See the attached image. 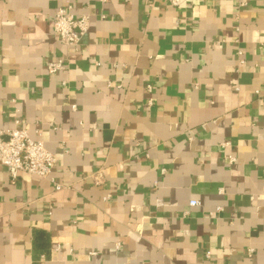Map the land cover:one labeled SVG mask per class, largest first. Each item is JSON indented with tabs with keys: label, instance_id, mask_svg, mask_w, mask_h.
I'll return each instance as SVG.
<instances>
[{
	"label": "crops",
	"instance_id": "0c3cea01",
	"mask_svg": "<svg viewBox=\"0 0 264 264\" xmlns=\"http://www.w3.org/2000/svg\"><path fill=\"white\" fill-rule=\"evenodd\" d=\"M257 89L264 0H0V129L56 157L53 180L0 163V264H264Z\"/></svg>",
	"mask_w": 264,
	"mask_h": 264
},
{
	"label": "built area",
	"instance_id": "2783aa9c",
	"mask_svg": "<svg viewBox=\"0 0 264 264\" xmlns=\"http://www.w3.org/2000/svg\"><path fill=\"white\" fill-rule=\"evenodd\" d=\"M165 1L171 6L179 7L186 0ZM87 27L88 17L75 15L70 2L57 8L54 17V32L64 45L76 48ZM46 67L50 74H56L66 68V58L52 59L48 61ZM256 95L264 99V93L260 89L256 90ZM229 159L233 161V157ZM0 163L13 178H17L21 172H27L52 179L56 157L45 147L42 139L32 138L18 120L12 128L0 129ZM62 187L64 185L56 183V189ZM190 204L196 206L200 204V201L192 200ZM207 255L210 256L209 252Z\"/></svg>",
	"mask_w": 264,
	"mask_h": 264
}]
</instances>
